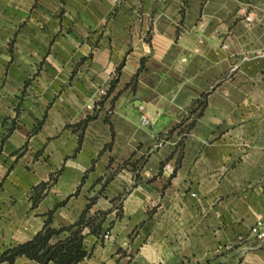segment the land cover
I'll return each mask as SVG.
<instances>
[{"label":"crops","instance_id":"0c3cea01","mask_svg":"<svg viewBox=\"0 0 264 264\" xmlns=\"http://www.w3.org/2000/svg\"><path fill=\"white\" fill-rule=\"evenodd\" d=\"M92 198L78 264H264V0H0V253Z\"/></svg>","mask_w":264,"mask_h":264},{"label":"trees","instance_id":"16d2710c","mask_svg":"<svg viewBox=\"0 0 264 264\" xmlns=\"http://www.w3.org/2000/svg\"><path fill=\"white\" fill-rule=\"evenodd\" d=\"M93 202L94 198L90 200L78 223L60 229L51 226L53 217V211H51L49 219L36 236L25 243L5 249L0 253V262L7 261L13 264L17 257L26 256L41 264H48L51 261L56 264H78L88 255L84 246L85 227L89 226L91 232H97L100 228L99 223L96 227L93 225L96 219L87 218L86 215ZM63 232L70 234L65 239H61L60 235Z\"/></svg>","mask_w":264,"mask_h":264},{"label":"rangeland","instance_id":"374dc122","mask_svg":"<svg viewBox=\"0 0 264 264\" xmlns=\"http://www.w3.org/2000/svg\"><path fill=\"white\" fill-rule=\"evenodd\" d=\"M102 90V89H101ZM100 90V91H101ZM108 94H109V92L108 91H106V94H103V95H101V94H99V96H100V100L97 102L98 104H97V106H96V108L98 109L99 108V106L101 107V106H103V102H102V98H104L105 96H108ZM101 103H102V105H101ZM104 107V106H103ZM113 108V107H112ZM91 119H92V117H91ZM83 127V124L81 123V128ZM114 135V134H113ZM108 145L109 144H107V147H108ZM146 156H147V154H145ZM145 155H144V160L146 159L145 158ZM125 164V167H129L130 169H132V171L134 172V174H135V176H141V174H140V171H141V163H139V160L138 161H135V162H133V163H129L128 164V162H125L124 163ZM168 164H171L170 162H167V163H165V164H163L162 166H161V168H160V173H165L164 172V168H165V166L166 165H168ZM124 166V165H123ZM171 166L174 168V165L173 164H171ZM122 168V166L121 165H114V166H109V169H108V172H107V179L105 180V182H107L108 180H109V178L113 175V174H115L116 172H118L120 169ZM175 169V168H174ZM174 173V170H173V172L172 173H170V175H168V176H172V174ZM120 201H121V198H119V200L117 201V204H119L120 205ZM88 218V217H87ZM98 219H100V217H96V220H94V222H93V225L96 227L97 226V221H98ZM88 220V219H87ZM1 263V262H0Z\"/></svg>","mask_w":264,"mask_h":264},{"label":"built area","instance_id":"2783aa9c","mask_svg":"<svg viewBox=\"0 0 264 264\" xmlns=\"http://www.w3.org/2000/svg\"><path fill=\"white\" fill-rule=\"evenodd\" d=\"M106 91L107 90L102 89L100 91V94L101 95L106 94ZM140 110H141V116H140L141 125L142 126H148L150 124V118L144 112L142 107H140ZM173 170H174V168L171 166V164L166 165L164 168L165 174H167V173L170 174L173 172ZM250 231H251L252 236L256 240H258L260 242H264V215H262L256 219V221L252 225Z\"/></svg>","mask_w":264,"mask_h":264}]
</instances>
